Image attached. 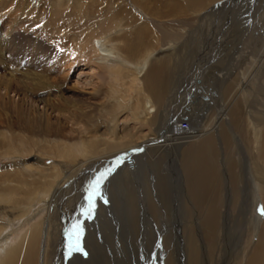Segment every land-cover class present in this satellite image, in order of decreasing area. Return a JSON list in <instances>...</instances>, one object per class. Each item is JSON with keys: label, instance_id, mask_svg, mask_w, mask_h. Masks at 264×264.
I'll return each mask as SVG.
<instances>
[{"label": "bare ground", "instance_id": "bare-ground-1", "mask_svg": "<svg viewBox=\"0 0 264 264\" xmlns=\"http://www.w3.org/2000/svg\"><path fill=\"white\" fill-rule=\"evenodd\" d=\"M206 1H165L166 5L163 0L42 1L40 11L46 13L48 24H53L56 31L62 22L74 25V31L82 34L66 38L72 41L69 45L77 58L95 62L89 67L93 73L89 75L96 81L90 83L103 100V107L92 114L89 108L71 106L69 113L74 120L86 112L85 118L96 121L91 122L85 140L55 137L40 141L53 149L50 154L61 158L55 159L52 168L45 163L50 158L42 155L41 168L24 162L23 168L16 165L9 172L0 173V264H264V216L257 211L264 207V114L261 118L249 117L252 103L244 94L249 84L244 78L234 77L242 69L238 67L239 57H248L242 41L253 32L246 26L254 25L253 3L259 2ZM10 4V0H0V13L7 6L11 8ZM31 5L32 0H28L23 7L26 16L35 15L37 9ZM140 6L144 11L139 10ZM163 6L167 9L163 10ZM239 13L249 16L248 20L237 22ZM53 15L60 22L54 21ZM186 15L196 20L189 24L188 34L196 33L199 52L207 51L205 45L214 39L220 43L216 52V48H208L212 53L209 51L206 61L203 53L193 62L212 64L218 52L224 50V43L233 41L242 46L227 66H217L220 69L219 77L213 75L214 94L204 100L190 93L196 88L194 75L199 64L190 75L185 70L179 84L173 86L174 62L171 57L164 60L172 56L175 47H167L166 52L162 48L178 41L163 33L166 23L175 26V21ZM216 20L215 30L208 29ZM181 21L184 22L178 23ZM94 30L97 36L90 35ZM256 51L257 57L263 53ZM258 74L261 89L264 69L258 68ZM0 85H4L1 79ZM53 88L62 91L60 86L47 85L43 80L30 87L39 93L51 92ZM181 91L184 97L179 104L176 98ZM132 92L134 97L130 96ZM201 105L206 119L215 109L214 119L199 125L193 140L181 141L177 134H184ZM129 110L141 124L130 129L141 127L139 133L118 135L120 114ZM185 113L189 119H179ZM103 126L106 131L100 133ZM238 133L243 140L237 138ZM8 140L14 144L12 136L0 130V148ZM241 141L244 146L240 145L239 151L236 145ZM27 146V151L19 153L30 152L32 147ZM6 150L11 154L16 147ZM127 158L129 167L138 162V170L126 168L121 175L112 173L107 178L94 215L85 219L79 214L73 219L83 221V252L66 256L64 223H68V217L83 199V184L87 188L93 175L100 171L98 166L88 164L105 159L119 163ZM6 170L0 167V171ZM113 170H119L116 163ZM225 174L227 187L223 183ZM44 208L51 216L30 224ZM26 225L28 228L15 237V232H22L19 226Z\"/></svg>", "mask_w": 264, "mask_h": 264}, {"label": "rangeland", "instance_id": "rangeland-1", "mask_svg": "<svg viewBox=\"0 0 264 264\" xmlns=\"http://www.w3.org/2000/svg\"><path fill=\"white\" fill-rule=\"evenodd\" d=\"M42 1L46 0H32L31 6L37 9L34 12L35 15H31L32 18L30 16H26L23 9L28 0H10L11 8L7 6V9L3 10L2 13H0V79L4 84L0 85V130H3V132L7 131V133L11 135L14 140L12 141L14 142V144H11V140H8L6 146L0 148V167L7 169L6 171H0V173L9 172L10 170L8 169H14L16 165H21V167L23 168L22 165L24 162H26V164L32 165L33 167L41 168L43 165L42 155H45V158H50V160H47L45 163H47V167L52 168L56 164L55 159L61 158H56V156H53L52 153L50 154L49 152L53 149L49 148L50 146L48 145H43L42 143H40V141L44 138L55 137L67 138L66 140L69 141L85 140L88 136L87 129L89 128L91 122L94 123L96 121L95 119H93L92 121L88 120L89 118L87 117L85 118L86 112H84L82 116L77 117V120H74L72 114L69 113V111L71 110V106L76 105L79 107L81 105L80 108L84 107L85 110L89 108L90 110H92V114H97L103 107L101 105V102H103V100L101 99L99 94L93 92V84L90 83L96 81V78H93L89 75L92 73V70H90L89 67H93L95 65V62L86 63V61L84 62L83 59L77 58V56H75V49L69 45V43H71L72 41L69 42V39L66 38L71 35L75 37L76 35L82 34H78L74 31V25L66 26V24L62 22V25L60 24L61 27L56 31L53 24H48L46 13H42L40 11V9H42L41 7L43 6ZM163 1V5H166V2L170 4L179 0ZM255 1L259 3L255 4L253 0V13L255 18L254 25H251V23H249V25L246 26V28L249 29L250 27L251 29L253 28V32L252 34H250V36L245 37L242 41V46H246V49L249 51L247 55L248 57L243 59L239 57L237 62H239L238 65L240 66L238 67L242 69L234 75L235 79L244 78L245 81H247L246 84H249L248 89L243 92L245 95H249V101L252 103L248 107L249 117L252 119H254V117L261 118L260 115L264 114V87L260 89L258 79V68L264 69V0ZM206 2L208 3L209 1L207 0ZM246 4L247 2L244 3V5ZM140 8L141 9L139 10L144 11L141 6ZM252 8L253 7H251L250 9ZM48 9L49 8H47L46 11ZM166 9L167 7L165 8L163 6V10ZM237 16L240 17L238 18ZM237 16L235 18L237 22L243 21L244 18L248 20L249 17H246L244 13H239ZM53 20L60 22L59 18H55L54 15ZM180 20H184V22L182 23L181 21L180 23H178ZM192 21H196L195 18L191 17L190 15H186L182 18H178L177 21H175L177 23L175 26L170 27V25L166 23V27L164 28L163 33H169L168 35H172L174 38H177L179 42H174L171 46L167 45L166 47H163L162 50L166 52L167 47H175L172 56H167L164 58V60L167 61L171 57L174 62L173 70L176 73L173 86H177L179 84L178 80H180L184 75L185 70H189L190 75L194 67L196 68V65L199 64L197 65V67L200 66V68H198L199 70H197L196 74L194 75V78L196 80V88L195 90L190 91V93L193 97H196L197 99L200 97L199 100H204L205 98L210 97V95L214 94L213 77L219 74L218 70L220 69L217 66H227L228 63L233 60V56L235 55L236 51L241 49L242 46H238V43H235L233 41L229 44L224 43L222 44V47L225 46L223 47L224 50L222 52H218L219 56L212 64L205 65L203 64V62L200 65L201 61L193 62L194 60L199 59L200 56L203 55V53L205 55L204 61H206L207 56L210 55V47L216 48L214 49V51L216 52V50H220V43H218V40H216L215 43L214 39L210 42L211 44L209 43L205 45L207 51L199 52V50L197 49L199 43L197 42V40L195 42L196 33L190 32L188 34V26ZM215 23L209 26L208 29L215 30L218 21L216 20ZM103 27L104 26L101 25V28ZM92 30L93 28L89 31V33ZM90 35L97 36V31L94 30ZM164 44L165 41L164 38H162V45ZM201 48L204 49L203 46ZM258 49L263 53L257 57L256 50ZM210 52L212 53V51ZM161 53L164 54L163 52ZM239 55L243 54L240 53ZM71 63L74 64L72 65ZM84 64L85 66H83ZM68 65L69 69L66 68ZM190 65L193 66L189 68ZM86 79L88 80L86 81L87 83L81 85V81H85ZM42 80L47 85L56 84L57 86H60L62 91L58 92L53 88L51 92L47 91L46 93H39L40 91L36 92L30 89L33 84H36L38 81ZM190 80H193L192 77H190ZM5 85H8L10 89ZM216 91L219 92V90ZM182 92L184 91L178 93L179 96L176 98V103H181V98L184 97V93ZM130 96L134 97L135 93L132 92ZM41 97L43 101H41ZM186 100L187 99L185 98L184 102H186ZM107 104H109V100ZM130 104L131 106H133V103ZM95 108L97 109V111L95 110ZM104 108H106V105H104ZM214 110L211 112V116L207 117L208 119L203 118V115H205L206 112H204V108L201 105V107L197 109L196 114H193L194 119H190L187 123L188 126H186L185 129L186 132L184 131L183 134V132L178 131L180 134L178 133L177 135H181L179 137L182 139L181 141H186V139L193 140L194 137L192 136H194V134L196 136V134L198 133V129L200 128L199 125L202 126L205 120L211 121V119H214ZM129 111H127L129 113L125 112L123 113V115L120 114L121 124L119 127L118 135L132 134L136 136V133H139V129L141 127L130 129L134 128L136 124L138 126L141 124L137 123L135 116L131 114L133 111ZM90 116L91 114L89 115V117ZM185 118L189 119L186 113L183 114L179 119ZM99 131L100 133H102V131H106V127H101ZM238 134L239 135L237 138L241 137V139L243 140V135L240 133ZM183 135L186 136L183 137ZM178 141H180V139ZM241 142L242 143H238L239 146L236 145L237 150L239 151H242L240 145L244 146L243 141ZM27 145L32 147L31 151L25 154H20L19 152L27 151ZM7 147H16V150H14V153L10 154L6 150ZM108 160L109 159H105L99 163L94 162L96 160H91L92 163L90 162L88 166H98L97 169L100 171L95 173L96 175L100 172L105 171L106 169H111L112 171L108 178L114 173H118L121 175V173L124 172L126 168H130L132 172L138 170L136 169L138 168V162L134 164L132 163L133 165H130L132 167H129L128 158L126 160H120L119 163L115 159H112L113 162L110 159L107 163ZM115 163L116 169L119 170H113ZM105 166L106 169H104ZM95 176L93 175V178ZM226 176L227 175L225 174V180L223 181V183H225L227 187L228 183ZM154 177H150V180H153ZM153 183L154 182H151L152 186H154ZM85 184H83L82 187L84 195L86 192V187H84ZM106 189L107 188H105V190ZM186 199L187 200H184L188 202L189 197L187 196ZM82 203H84L83 199L76 207L75 212H73V214L68 217V223H64L66 226L64 228V233L65 229L70 227V225L73 223V219L77 215H79V208ZM75 205L77 204L75 203ZM40 206H43V203H40ZM40 206H38V208H40ZM38 208H36L35 211H37ZM47 215L51 216V213L47 208L40 210L39 213H37L35 219L32 220L30 224L39 219L45 221ZM19 228L22 229V232H15L14 236L15 234L19 235V233H23V230H25V228H28V225H26L25 227L19 226ZM65 235L63 234L64 238H66ZM83 238L84 237H82V239Z\"/></svg>", "mask_w": 264, "mask_h": 264}, {"label": "snow or ice", "instance_id": "snow-or-ice-1", "mask_svg": "<svg viewBox=\"0 0 264 264\" xmlns=\"http://www.w3.org/2000/svg\"><path fill=\"white\" fill-rule=\"evenodd\" d=\"M111 169H106L103 172H100L92 180L89 181L85 195L83 196L84 203L81 204L79 208V214L81 217L87 219L91 218L96 209V201L99 198H102V186L107 180L108 176L111 173ZM107 203V200H104ZM257 211L264 216V207L257 209ZM83 221L77 219L74 221L70 227L65 229V234L67 237V251L66 256L70 257L74 252H83L81 245V239L83 234Z\"/></svg>", "mask_w": 264, "mask_h": 264}]
</instances>
